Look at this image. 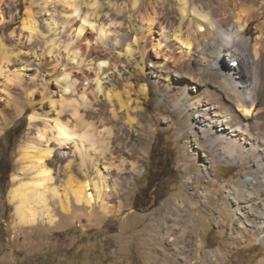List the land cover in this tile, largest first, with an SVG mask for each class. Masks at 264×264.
I'll use <instances>...</instances> for the list:
<instances>
[{"label":"rangeland","instance_id":"1","mask_svg":"<svg viewBox=\"0 0 264 264\" xmlns=\"http://www.w3.org/2000/svg\"><path fill=\"white\" fill-rule=\"evenodd\" d=\"M43 1L34 0L35 4L30 5V0H0V56L4 54L8 61L3 70L11 80L6 79V82L11 87V97L20 107V112L16 113L9 106L6 120L0 122V264H264L261 221L264 210L250 202H241L238 195L232 198L229 193L230 188L234 190L236 186L237 190H242L245 186L242 179L251 178L249 165L220 160L198 142L199 147L195 149L199 150V157L212 168L211 171L208 169L210 181H203L199 175L191 176L193 162L191 165L188 163L183 148L189 143L194 145L193 138L198 139L188 135L186 130L179 131V120L175 117L167 126L173 117L162 92L164 83L169 84V80L163 75L156 77L155 73L149 76H153L150 79L154 82L149 86L147 97L139 95L141 102L136 110H140L136 114L130 110L131 115L139 118L135 125L128 124L127 116L114 98L112 103L109 101L107 92L115 91L127 99L123 90L128 85L131 87L130 99L134 98L138 94L134 66H144L138 49L133 50L130 58L125 53L126 43L133 41V32L129 29L132 24L119 6L127 0H95L98 5L91 7L94 0L78 3L79 13L94 21L92 29L97 35V42H93L96 47L85 48L86 54L93 56L95 52L106 51L110 55V59L99 67L91 61L78 65L77 58L74 63L69 59V52L79 38L74 28V34L66 35L64 23L76 13L60 1L50 0L46 4ZM256 1L262 13L247 25L246 32L252 40L259 32L256 23L264 19V0ZM171 2L168 0L166 6L169 7ZM26 10L33 13L40 34H35L26 44L17 45V39L24 41L26 37L27 30L22 28ZM52 18L58 22L51 23ZM134 20L141 33L144 26L140 25L138 18ZM170 34L171 31H165L161 39L163 43L169 42ZM50 43L53 50L49 54ZM82 49L81 46L80 51ZM148 52L152 54L153 49ZM53 59H56V64H53ZM51 64L54 70H51ZM78 67L87 69L91 77L95 73L92 68L98 67L99 89L95 88L91 77L88 80L78 78L74 84L88 86V96L100 100L101 104L90 109L93 113L88 119L97 123V130L112 128L114 138L108 145L113 151L98 152L96 164L86 165L80 171L78 167L81 164L72 144L59 147L52 143L51 147L55 146V149L49 164L55 179H61V183L67 177L66 171L71 172L73 181L78 182L85 177L100 181V176H104L112 187L106 199L109 211L104 213L98 205L89 208L72 200L70 212L65 213L55 201H51L57 216L55 223L20 225L14 204L9 200L12 178L17 175L18 150L28 136L35 135L37 127L43 126L44 120L52 121L54 111L61 107L67 111V102L60 105V100H70L77 94L70 87L66 88L62 75L68 70L72 74V70ZM4 80L5 74L1 73L0 85ZM1 92L3 95L6 93ZM0 104L6 105L4 100ZM111 107L116 109L120 118L113 114ZM31 114L38 115L37 119L31 121ZM246 127L250 130L249 125ZM259 138L256 137V143L253 137L247 136L243 140L244 145L258 148ZM67 160L73 163L71 171L65 169ZM149 160L160 164L168 188L157 207L138 212L132 203L136 193L135 182ZM246 186L251 189L248 184ZM202 189L206 194L199 193ZM263 198L264 194L258 199Z\"/></svg>","mask_w":264,"mask_h":264},{"label":"bare ground","instance_id":"2","mask_svg":"<svg viewBox=\"0 0 264 264\" xmlns=\"http://www.w3.org/2000/svg\"><path fill=\"white\" fill-rule=\"evenodd\" d=\"M49 1L43 2L46 4ZM54 1H60L64 7L76 13L75 17L64 23L66 35L74 34V28L79 38L69 52V59L74 63L77 58L75 61L78 65L91 61L98 67L108 61L110 55L106 51L95 52L93 56L91 53L87 55L85 48L96 47L93 42H97V35L93 32L94 21L91 17L89 19L85 14L79 13L78 3L81 0ZM167 1L127 0V3L124 2L119 6L132 24V28L129 29L133 32V41L126 43L125 53L130 58L133 50L138 49L144 60V66L138 64L134 66L138 85V94L134 98L130 99V85L123 90L127 99L121 98L122 93L116 91L111 94L107 92V97L109 101L114 98L118 107L127 116L128 124L135 125L138 117L131 115L130 110L135 114L140 110H136L141 102L139 95L147 97L149 86L154 82L150 79L153 76H149L155 73L156 77L160 75L166 77L169 84L164 83L162 94L173 117L167 126L172 124V119L175 117L179 120V131L186 130L188 135L197 136L198 139L193 138L194 145L189 143L183 148L188 163L190 165L194 163H192L191 176L199 175L203 181H210L211 173L208 169L211 171L212 168L205 164L204 158L199 157L201 155L199 150L195 149L199 147L198 142H201L220 160L249 165L252 171L251 178L244 177L242 180L245 186L248 184L251 189L243 186L239 191L236 186L234 190L230 188L229 193L232 194V198L238 195L237 198H240L241 202H250L264 210V198L258 199L264 194V19L256 23L259 32L253 40L246 32L249 22L259 18L262 10H258L259 5L256 0H172L169 7L166 6ZM33 3L34 0H30V5ZM95 4L98 5L94 0L90 3V7ZM262 7L264 9V5ZM24 13L22 28L26 29L27 33L24 41L17 39V45L26 44L35 34H40L37 29L38 22L31 10H26ZM51 17H53L52 11ZM134 18H138L140 25L144 26L143 30H140L141 33L134 24L136 21ZM52 19L51 23L57 21ZM166 30L171 31L168 36L170 40L168 43H163L161 39ZM0 46H2L1 40ZM67 46L69 47L68 44ZM81 46L83 49L80 51ZM106 48L104 47V50ZM51 49L52 43L48 53ZM149 49H153L152 54L148 52ZM217 54H219L218 60L215 59ZM3 55L0 56V74H5V80L1 81L0 85V103L4 100L6 105L3 107L0 104V122L6 120L9 106L16 113L20 112L19 105L11 97L13 95L11 87L6 82V79L9 80V75L3 68H6L8 61ZM53 61V64H56V59ZM51 66L53 68L52 64ZM97 68H92L95 70L93 77L89 76L87 69L81 67L72 70V74L71 70L63 73V79L67 83L66 88L70 87L77 96L70 100L62 98L60 105L67 102V111L62 107L54 111L55 116L52 117V121L44 120L43 126L37 127L35 135L28 136L18 150L17 175L12 178L13 185L9 190V200L14 204L15 216L20 225L55 223L57 216L53 212L51 201H55L65 213L70 212L72 200L78 205L84 204L89 208L98 205L104 213L109 211L106 199L112 187L104 176H100V181L85 177L78 182L73 181L72 173L66 171L67 177L61 183L60 178L58 181L55 179L49 164L55 149V146L51 147L52 143L59 147L72 144L81 164L78 167L80 171L86 165L96 164L98 152L113 151L108 145L114 138L112 128L97 130V123L88 119L93 113L90 109H93L95 104H101L98 102L100 100L88 96V86L82 85L83 83L79 86L74 84L78 78L88 80L91 77L90 80L95 81V88L99 89ZM1 90L6 93L3 95ZM111 110L118 116L114 107H111ZM37 117L36 114L29 116L31 121ZM257 119L262 123L260 124ZM99 122H102V119ZM247 125L250 126V130H247ZM247 136L253 137L256 143V137L260 136L258 148L244 145L243 140ZM201 150L206 156V152L202 148ZM66 162L65 169L71 171L72 161ZM29 173H32V176L26 178ZM199 193L206 194L204 189ZM261 221L264 232V218Z\"/></svg>","mask_w":264,"mask_h":264},{"label":"flooded vegetation","instance_id":"3","mask_svg":"<svg viewBox=\"0 0 264 264\" xmlns=\"http://www.w3.org/2000/svg\"><path fill=\"white\" fill-rule=\"evenodd\" d=\"M150 163L142 167V173L135 182L136 193L132 203L138 212L150 211L157 207L168 184L165 181V172L160 169V164Z\"/></svg>","mask_w":264,"mask_h":264}]
</instances>
